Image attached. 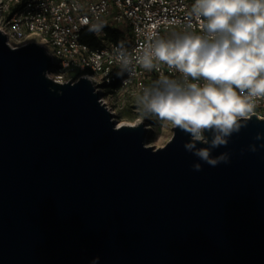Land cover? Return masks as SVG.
Listing matches in <instances>:
<instances>
[{"label":"water","instance_id":"obj_1","mask_svg":"<svg viewBox=\"0 0 264 264\" xmlns=\"http://www.w3.org/2000/svg\"><path fill=\"white\" fill-rule=\"evenodd\" d=\"M53 66L0 31V264H264V118L195 171L185 133L148 145L147 123L118 125Z\"/></svg>","mask_w":264,"mask_h":264},{"label":"clouds","instance_id":"obj_2","mask_svg":"<svg viewBox=\"0 0 264 264\" xmlns=\"http://www.w3.org/2000/svg\"><path fill=\"white\" fill-rule=\"evenodd\" d=\"M190 17L199 30L151 36L148 44L129 52L124 42L114 49L118 76L170 69L139 97L143 115L169 123L189 139L184 148L198 161L215 167L230 163V153H212L227 147L234 134L264 101V0H193ZM103 25L95 24L99 31ZM264 139L257 133L256 141ZM264 143L250 144L251 152ZM243 154V149L241 150ZM99 257L92 260L97 264Z\"/></svg>","mask_w":264,"mask_h":264},{"label":"built area","instance_id":"obj_3","mask_svg":"<svg viewBox=\"0 0 264 264\" xmlns=\"http://www.w3.org/2000/svg\"><path fill=\"white\" fill-rule=\"evenodd\" d=\"M192 4L193 0H0V31L12 47L32 42L43 45L54 63L49 73L54 80L65 83L89 78L116 120L135 110L136 118L124 122L147 123V142L153 141L148 145L160 148L168 143H156L163 124L144 116L138 100L161 76L178 74L167 68L151 72L137 68L131 75L118 76L113 53L119 42L110 32H118L121 42L134 53L153 35L167 38L189 27L199 30L198 22L190 17ZM95 24L103 25L102 29L92 30ZM84 31L95 38L96 46L83 40ZM253 115L264 118V101ZM170 129L169 141L174 135V127Z\"/></svg>","mask_w":264,"mask_h":264},{"label":"rangeland","instance_id":"obj_4","mask_svg":"<svg viewBox=\"0 0 264 264\" xmlns=\"http://www.w3.org/2000/svg\"><path fill=\"white\" fill-rule=\"evenodd\" d=\"M141 111H142V109H141ZM136 115H137V112H135V110L132 109L129 112L124 113V115H119L117 120L119 122H122V121H130L131 122V121H133L136 118ZM156 121L157 122L160 121V123L163 124L162 137L159 140H157L156 143L160 144V145L166 144L169 141V139L171 137V134H172L171 129H170V124L167 123V122L158 120V119H156ZM155 127L158 128L160 126L156 125ZM152 142L153 141H148L147 144H150Z\"/></svg>","mask_w":264,"mask_h":264},{"label":"trees","instance_id":"obj_5","mask_svg":"<svg viewBox=\"0 0 264 264\" xmlns=\"http://www.w3.org/2000/svg\"><path fill=\"white\" fill-rule=\"evenodd\" d=\"M110 37L113 40H116L118 42L122 41V36L116 31L110 32ZM83 40L85 42L90 43L92 46H96L97 45V42H96L95 38H93V36L88 31H84L83 32Z\"/></svg>","mask_w":264,"mask_h":264},{"label":"bare ground","instance_id":"obj_6","mask_svg":"<svg viewBox=\"0 0 264 264\" xmlns=\"http://www.w3.org/2000/svg\"><path fill=\"white\" fill-rule=\"evenodd\" d=\"M122 124H126V122L122 121L118 123V125H122Z\"/></svg>","mask_w":264,"mask_h":264}]
</instances>
